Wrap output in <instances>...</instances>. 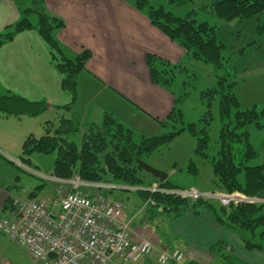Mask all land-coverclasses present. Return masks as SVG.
I'll list each match as a JSON object with an SVG mask.
<instances>
[{"label":"trees","instance_id":"obj_1","mask_svg":"<svg viewBox=\"0 0 264 264\" xmlns=\"http://www.w3.org/2000/svg\"><path fill=\"white\" fill-rule=\"evenodd\" d=\"M13 1L20 4V8L22 7V17L0 32V47L11 41L17 33L35 29L48 46L51 61L62 76V90L70 97L66 104L55 106V108L72 111L78 96L76 79L84 70L91 56L90 51L83 49L73 58L65 56L54 34L56 29L63 26L62 19L47 11L43 0H32L31 7L22 6V0ZM186 1L167 0V4L179 6ZM145 5L147 17L154 26L178 43L191 58L211 64L215 70L216 85L203 91L202 97H207L208 107L211 100L214 97L217 98L221 127L216 156L209 158L206 154L209 147L208 125L212 119L210 108L198 122L185 124L182 121V112L177 108L181 99L178 96L174 99V105L167 117L158 121L162 127L168 128L165 132L142 136L135 141L133 131L120 123L111 113L104 112L99 121L86 123L74 117L61 115L58 123L45 121L43 135L35 137L29 134L24 138L19 160L28 166L31 154L54 153L52 176L59 178L78 176L84 181L120 185L123 187L104 190L103 194L105 191H131L143 197L145 202L147 199L153 201L150 206L160 207L167 212H178L187 206H192L197 214V210L203 207L211 212L220 227L235 232L246 249L264 253V245L254 241L257 237L255 233L257 228H261L258 237L264 238V215L261 214L264 203L222 206L219 203L217 205L209 203L208 200L190 201L175 194L148 189L153 183L167 190L177 187L168 179L161 182L154 178L137 161L142 160L144 156H148L161 145L170 143L176 136L186 131L195 140V154L211 164L214 189L227 193L240 191L248 196H257L264 190V164H249L257 158V152L250 142L249 128L264 127V107L257 108L255 105L241 107L234 91L237 80L235 76L224 70L222 57L224 44L218 40L213 25L207 21L198 22L193 17L192 11L179 16L165 9L163 5L154 7L148 5L147 0L135 1V6L139 10ZM211 10L216 17L225 21L245 20L264 14V0H213ZM29 12L37 15L35 24L28 19ZM256 28L258 33L264 34V20L257 24ZM145 62L153 83L161 86L170 85L178 65H170L168 61L150 53L146 54ZM45 105L44 102L29 101L9 91L0 95V115L2 116L24 114L36 116L45 108ZM0 158L15 164L1 153ZM187 171L197 175V168L191 160H189ZM148 173L152 177L151 180L145 179L144 174ZM34 196L35 192L28 195L29 198ZM9 200V198L6 199L4 209L9 207Z\"/></svg>","mask_w":264,"mask_h":264},{"label":"crops","instance_id":"obj_2","mask_svg":"<svg viewBox=\"0 0 264 264\" xmlns=\"http://www.w3.org/2000/svg\"><path fill=\"white\" fill-rule=\"evenodd\" d=\"M43 1L46 10L63 21V26L54 34L64 55L73 58L83 49L91 54L84 70L78 74L83 84L88 83L91 89L88 98L78 104L76 99L74 104L81 110L82 118L99 121L102 114L108 112L130 128L120 116L124 112L130 119L142 123L141 127H145L142 136L154 135L152 131L161 133L158 121L167 117L178 96L169 85L161 86L151 81L145 56L150 53L177 66L189 60L190 55L154 26L146 9H137L132 0ZM19 5L13 0H0V32L22 17ZM163 6L166 5L163 3ZM29 20L35 24L37 15H30ZM244 47H240L239 52ZM61 78L51 61L48 46L35 29L17 33L0 47V85L5 88L2 94L9 91L29 101L44 102L42 111L58 110L55 106L64 105L70 99L61 88ZM236 89L237 86L235 93ZM236 96L239 100L237 93ZM249 137L257 152L255 163L264 164V127H250ZM197 171L194 176L199 175V169ZM206 181L210 184L203 188L191 187L212 190L214 175L208 176ZM0 192L4 199L5 193ZM104 195L110 200L121 201L115 192L105 191ZM137 196L138 199L129 198L127 202L122 200L125 218L130 220L132 237H148L154 249L137 262L128 264H159L158 252L171 251L177 245L184 251V258L165 264H264V253L246 249L240 237L220 227L209 210L200 207L195 214L194 208L187 206L180 212H167L145 204V199ZM258 196L264 201V190ZM33 198L39 199L36 194ZM49 200L46 203L56 198ZM5 210L10 217V207Z\"/></svg>","mask_w":264,"mask_h":264},{"label":"rangeland","instance_id":"obj_3","mask_svg":"<svg viewBox=\"0 0 264 264\" xmlns=\"http://www.w3.org/2000/svg\"><path fill=\"white\" fill-rule=\"evenodd\" d=\"M132 1L135 2L136 0ZM212 1L213 0H187L185 3L174 7L168 5L167 0H147L148 5L154 7L163 5L164 3L166 5L165 9L177 12L179 16H183L192 11L194 12L193 17L198 22L207 21L210 25H213L216 29L218 40L224 44V48L222 49L224 70L226 73L235 76L237 80L236 93L239 96L241 107L255 105L257 108H262L264 107V34L258 33L256 26L264 20V14H261L259 17L245 20L225 21L212 13ZM21 5L24 7H31L33 6L32 0H22ZM146 8L147 6L145 5L144 9ZM28 14V19H30V15L36 17V14L33 12H29ZM240 47H244L245 49L239 52ZM76 80L78 104V102H82L85 98H88V93H90L91 89L88 83H86V85L83 84V80L81 81L79 76ZM215 85L216 75L213 66L203 61L193 59L191 56L189 60L184 61L181 65L179 64L176 67L174 77L169 85V89L172 90L176 96L181 97L177 104V108L183 113V123L198 122L206 110L210 108L212 119L208 125L209 147L206 150V154L209 158L216 156L217 153L218 134L221 121L219 118L217 98L214 97L208 107L207 97H202V92ZM4 89L5 88L0 85V95L4 94H2ZM96 106L97 108L99 107V105ZM61 115L64 117L77 118L84 123L87 122L82 118L81 110L79 111L78 107H74L72 111L64 109L44 110L36 116L24 114L21 116L9 115L6 117L0 115V153L12 162H15V164H12L0 158V191H2L3 194L5 193L3 199L0 192V198L1 200L3 199V201L0 200L2 203H0V218L8 216V211L3 209V204L7 198L26 199L29 198L28 195L31 192H35L36 196L44 202L56 198L55 183L44 177L51 175L55 158L54 153L31 154L29 157V165L26 166L29 171L20 168L17 165V161H20L21 145L24 138L29 134H33L35 137L43 135V125L45 121L58 123V119ZM120 116H122V120H125V122L130 125V128H133L134 140L138 141L139 138L144 135L142 134V129L145 130V127H141V122H137V119H130L124 112H121ZM158 127L162 128L160 132L161 130L165 132L168 129L161 125ZM146 132H150V129H146ZM152 132L154 133L151 134L158 133V131ZM182 133V135L176 136L170 143L161 145L148 156H144L142 160L148 165L166 172L168 174L167 179L177 188L195 189L205 194L224 193L225 191H219L214 188L206 191L191 187L196 185L198 187L202 186L201 188H203V186L210 184V181L206 180L208 176L213 177V174L210 162L195 154L194 138L186 131ZM189 160L199 169L198 176H194L187 171ZM253 163H255V161H251L249 164ZM32 171L42 176L34 174ZM144 176L146 180L152 179L149 173L144 174ZM153 185H155V187ZM37 186L39 187L36 188ZM149 187L153 191L162 189L159 188L156 183H153ZM157 187L158 189L155 190ZM113 192H115L123 202L139 198L136 193L131 191L115 190ZM258 195L245 196L259 200V202L254 203H264ZM203 200H208L209 203L216 205L219 203L217 199L212 197ZM261 214L264 215V208ZM260 231L261 228L256 229L255 233L257 237L254 241L264 245V238L258 237ZM260 253L262 255L263 251H260ZM0 264L35 263L28 252L0 232Z\"/></svg>","mask_w":264,"mask_h":264},{"label":"built area","instance_id":"obj_4","mask_svg":"<svg viewBox=\"0 0 264 264\" xmlns=\"http://www.w3.org/2000/svg\"><path fill=\"white\" fill-rule=\"evenodd\" d=\"M18 165L27 169L20 162ZM44 177L55 183L56 200L46 203L38 199L10 198L11 216L0 218V232L28 252L35 264H128L152 252L154 246L148 237H132L124 204L103 194L104 190L123 186L84 181L78 176ZM158 191L191 201L212 197L223 206L259 202L240 191L221 194L181 188ZM146 203L153 204V201L147 199ZM183 258L184 251L177 245L171 251L160 250L157 262H180Z\"/></svg>","mask_w":264,"mask_h":264},{"label":"water","instance_id":"obj_5","mask_svg":"<svg viewBox=\"0 0 264 264\" xmlns=\"http://www.w3.org/2000/svg\"><path fill=\"white\" fill-rule=\"evenodd\" d=\"M138 164L147 172H149L154 178L158 179L159 181L163 182L167 179V173L161 170H158L147 163H145L143 160H138Z\"/></svg>","mask_w":264,"mask_h":264}]
</instances>
